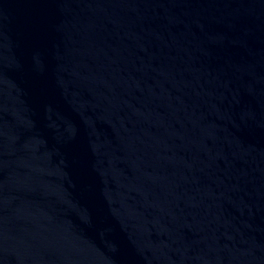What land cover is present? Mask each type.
I'll list each match as a JSON object with an SVG mask.
<instances>
[{"label": "water", "instance_id": "water-1", "mask_svg": "<svg viewBox=\"0 0 264 264\" xmlns=\"http://www.w3.org/2000/svg\"><path fill=\"white\" fill-rule=\"evenodd\" d=\"M0 264H161L97 0H0Z\"/></svg>", "mask_w": 264, "mask_h": 264}]
</instances>
